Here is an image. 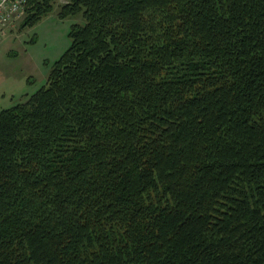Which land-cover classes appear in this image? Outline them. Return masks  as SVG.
<instances>
[{
    "label": "trees",
    "instance_id": "16d2710c",
    "mask_svg": "<svg viewBox=\"0 0 264 264\" xmlns=\"http://www.w3.org/2000/svg\"><path fill=\"white\" fill-rule=\"evenodd\" d=\"M76 16L47 84L0 111V264H264V0Z\"/></svg>",
    "mask_w": 264,
    "mask_h": 264
},
{
    "label": "rangeland",
    "instance_id": "374dc122",
    "mask_svg": "<svg viewBox=\"0 0 264 264\" xmlns=\"http://www.w3.org/2000/svg\"><path fill=\"white\" fill-rule=\"evenodd\" d=\"M65 0L32 27L22 22L0 43V111L25 102L45 86L54 63L69 48L72 25L84 24L81 16L59 17Z\"/></svg>",
    "mask_w": 264,
    "mask_h": 264
},
{
    "label": "built area",
    "instance_id": "2783aa9c",
    "mask_svg": "<svg viewBox=\"0 0 264 264\" xmlns=\"http://www.w3.org/2000/svg\"><path fill=\"white\" fill-rule=\"evenodd\" d=\"M28 0H0V43L27 15Z\"/></svg>",
    "mask_w": 264,
    "mask_h": 264
},
{
    "label": "bare ground",
    "instance_id": "6f19581e",
    "mask_svg": "<svg viewBox=\"0 0 264 264\" xmlns=\"http://www.w3.org/2000/svg\"><path fill=\"white\" fill-rule=\"evenodd\" d=\"M28 2V1H27ZM28 8V7H27Z\"/></svg>",
    "mask_w": 264,
    "mask_h": 264
}]
</instances>
